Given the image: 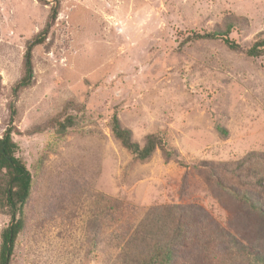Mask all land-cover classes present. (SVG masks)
Wrapping results in <instances>:
<instances>
[{
  "label": "rangeland",
  "instance_id": "374dc122",
  "mask_svg": "<svg viewBox=\"0 0 264 264\" xmlns=\"http://www.w3.org/2000/svg\"><path fill=\"white\" fill-rule=\"evenodd\" d=\"M44 1L0 0V137L15 110L16 156L33 178L10 264H121L118 250L95 241L100 194L117 198L126 217L179 205L264 257V55L244 52L264 38V0ZM53 6L56 18L31 50L32 83L14 92L27 45ZM231 14L241 19L229 32L240 51L188 40L223 29ZM68 102L78 126L56 147L50 127L25 133ZM114 112L140 145L165 130L179 157L155 150L146 162L133 161L108 128ZM251 152L259 154L251 160L259 175L244 169ZM216 162H239V181ZM224 181L256 208L235 200ZM104 218L110 226V213ZM10 221L0 211V232Z\"/></svg>",
  "mask_w": 264,
  "mask_h": 264
},
{
  "label": "trees",
  "instance_id": "16d2710c",
  "mask_svg": "<svg viewBox=\"0 0 264 264\" xmlns=\"http://www.w3.org/2000/svg\"><path fill=\"white\" fill-rule=\"evenodd\" d=\"M37 1L45 2L44 0ZM56 15L57 7L53 6L45 27L36 35V39L27 45L22 75L14 92L31 85L33 79L31 50L33 46L43 42L50 23ZM240 20L235 15H228L223 29L193 33L188 40H220L228 48L240 51V46L229 38L230 30L240 26ZM244 52L252 57L264 55V38L254 42ZM70 104L72 103L68 102L63 111L49 118L44 126H36L25 133L41 132L45 127H50L53 130V137L56 141L54 147H56L73 128L78 126L76 114L66 112L67 105L70 106ZM15 115V110H10L8 124L0 137V211L8 212L11 218L10 223L0 232V264H10L16 240L25 228L24 207L33 187L31 172L16 156L18 145L12 135H20L21 132L13 124ZM107 124L112 136L131 154L133 161L144 163L155 150H159L165 159L179 157L176 148L169 142L165 130H157L148 134L144 143L140 145L133 140L131 131L121 125L115 112L110 116ZM216 129L222 137L226 135L225 129L218 125ZM255 155L259 157V154L251 152L244 159L247 165L244 169L259 175L262 168L251 164ZM179 164L183 165L182 159L179 160ZM207 164L212 165V162H207ZM215 164L218 169L224 171L223 176L228 174L227 177L239 181V162H216ZM211 167L215 169L213 165ZM244 175H249V173ZM220 184L223 189L232 194L235 200L243 199L246 206L253 210L256 208L246 194L239 193L236 185L226 181ZM97 203L99 204L97 214L93 218L96 228L95 241L99 245L118 250L117 254L121 264H264V257L256 255L244 244L226 235L224 231H215L206 222L196 220L195 216L190 215L179 205L148 207L137 218L135 215L119 216L118 213H121L122 206L117 198L110 199L100 194ZM111 211L117 214L113 215ZM106 212L110 213L112 221L110 226L105 223ZM105 227L110 229L108 235L104 237L102 234ZM100 235L104 238L102 242H98L97 237ZM179 246H186L185 255L181 257L178 252Z\"/></svg>",
  "mask_w": 264,
  "mask_h": 264
}]
</instances>
